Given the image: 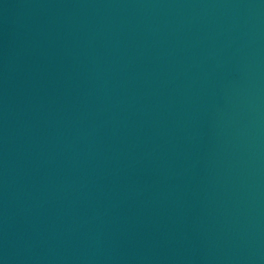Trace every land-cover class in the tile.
I'll use <instances>...</instances> for the list:
<instances>
[{
  "label": "water",
  "instance_id": "obj_1",
  "mask_svg": "<svg viewBox=\"0 0 264 264\" xmlns=\"http://www.w3.org/2000/svg\"><path fill=\"white\" fill-rule=\"evenodd\" d=\"M0 264H264V0H0Z\"/></svg>",
  "mask_w": 264,
  "mask_h": 264
}]
</instances>
